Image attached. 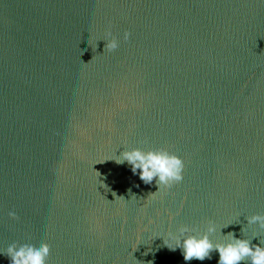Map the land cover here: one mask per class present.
Returning a JSON list of instances; mask_svg holds the SVG:
<instances>
[{
	"label": "water",
	"instance_id": "95a60500",
	"mask_svg": "<svg viewBox=\"0 0 264 264\" xmlns=\"http://www.w3.org/2000/svg\"><path fill=\"white\" fill-rule=\"evenodd\" d=\"M131 147L176 153L183 180L153 194L112 159ZM254 213L262 0H0V264L26 241L50 245L46 264H217L163 235L211 221L264 242Z\"/></svg>",
	"mask_w": 264,
	"mask_h": 264
},
{
	"label": "clouds",
	"instance_id": "9594fccd",
	"mask_svg": "<svg viewBox=\"0 0 264 264\" xmlns=\"http://www.w3.org/2000/svg\"><path fill=\"white\" fill-rule=\"evenodd\" d=\"M129 35L126 30L123 33V39L127 40ZM106 36L109 38L105 40L104 50L117 49L119 47L118 38L110 31L106 33ZM112 159L118 164L127 162L132 174H138L143 183L151 184L154 181L157 191L153 194L167 191L184 178L183 159L166 148H149L148 150L140 147L124 148L119 155L115 153ZM100 183L102 182L100 181ZM115 195L113 193V196ZM119 197L124 199L123 196ZM134 197L133 194L130 199ZM9 215L14 216L15 213H9ZM246 220L248 226L264 230V213L248 215ZM229 224L218 228L215 223L209 221L203 231L182 225L175 231L163 235L164 245L171 251L179 248L185 261L211 259V252L214 250L218 253L217 264H241V262L264 264V242L259 240L258 243L253 244V238L257 237L255 233L249 238H238L233 232L222 235L221 228L227 227ZM241 231L243 233L244 228ZM217 233L220 238H214V234ZM2 251L6 252L10 264H46L50 245L45 241H26L20 244H10Z\"/></svg>",
	"mask_w": 264,
	"mask_h": 264
}]
</instances>
